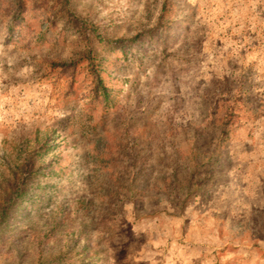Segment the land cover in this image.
I'll list each match as a JSON object with an SVG mask.
<instances>
[{
  "label": "rangeland",
  "instance_id": "374dc122",
  "mask_svg": "<svg viewBox=\"0 0 264 264\" xmlns=\"http://www.w3.org/2000/svg\"><path fill=\"white\" fill-rule=\"evenodd\" d=\"M0 264H264V0H0Z\"/></svg>",
  "mask_w": 264,
  "mask_h": 264
},
{
  "label": "trees",
  "instance_id": "16d2710c",
  "mask_svg": "<svg viewBox=\"0 0 264 264\" xmlns=\"http://www.w3.org/2000/svg\"><path fill=\"white\" fill-rule=\"evenodd\" d=\"M100 86L102 87V84H99V86H98V89H100V88H101ZM104 91H105V90H104ZM105 92H106V91H105Z\"/></svg>",
  "mask_w": 264,
  "mask_h": 264
}]
</instances>
